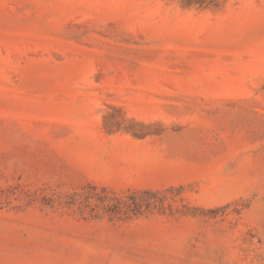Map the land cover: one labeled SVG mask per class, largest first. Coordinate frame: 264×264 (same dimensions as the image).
<instances>
[{"label":"rangeland","instance_id":"374dc122","mask_svg":"<svg viewBox=\"0 0 264 264\" xmlns=\"http://www.w3.org/2000/svg\"><path fill=\"white\" fill-rule=\"evenodd\" d=\"M0 264H264V0H0Z\"/></svg>","mask_w":264,"mask_h":264},{"label":"trees","instance_id":"16d2710c","mask_svg":"<svg viewBox=\"0 0 264 264\" xmlns=\"http://www.w3.org/2000/svg\"><path fill=\"white\" fill-rule=\"evenodd\" d=\"M188 3L192 4L191 1ZM160 195V190L151 188L121 194L106 186L88 184L60 202L59 206L85 220L107 218L110 222H126L155 213L166 214L168 208L174 213L172 205H166ZM175 211L185 214L181 209Z\"/></svg>","mask_w":264,"mask_h":264}]
</instances>
